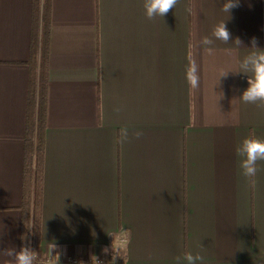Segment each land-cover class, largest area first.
Segmentation results:
<instances>
[{"label": "crops", "instance_id": "0c3cea01", "mask_svg": "<svg viewBox=\"0 0 264 264\" xmlns=\"http://www.w3.org/2000/svg\"><path fill=\"white\" fill-rule=\"evenodd\" d=\"M224 2L178 0L149 19L145 0H50L37 258L186 264L191 252L264 264V161L253 187L235 152L245 137L264 140V105L240 98L252 38L264 49V0H239L229 16ZM35 5L0 0V264L23 240ZM223 21L228 44L212 35Z\"/></svg>", "mask_w": 264, "mask_h": 264}, {"label": "trees", "instance_id": "16d2710c", "mask_svg": "<svg viewBox=\"0 0 264 264\" xmlns=\"http://www.w3.org/2000/svg\"><path fill=\"white\" fill-rule=\"evenodd\" d=\"M41 0H36L31 34L30 90L25 130L24 192L20 209L23 214L22 247L35 250L41 245L44 204L45 147L48 117L47 75L50 59V0L43 2V22L40 21ZM45 20V22H44ZM125 258H120V264ZM36 264V263H34Z\"/></svg>", "mask_w": 264, "mask_h": 264}, {"label": "clouds", "instance_id": "9594fccd", "mask_svg": "<svg viewBox=\"0 0 264 264\" xmlns=\"http://www.w3.org/2000/svg\"><path fill=\"white\" fill-rule=\"evenodd\" d=\"M178 0H145L144 8L146 16L149 19H153L157 16L164 17L170 10L174 9L177 5ZM239 6V0H225L222 5V10L230 15L233 8ZM190 12L191 9H188ZM215 39L228 44L231 39V34L226 27L225 21L218 24L212 33ZM235 42L241 44L239 39ZM213 40L209 37L202 39V44L212 45ZM251 48L257 51L244 57L240 62V67L243 70L240 73H244L248 76V87L243 91L240 98L245 103H256L261 102L264 105V49H260L256 46V38L253 37L251 41ZM211 48L208 51L211 52ZM251 74L250 76L248 74ZM227 74V73H226ZM223 74L222 76L226 75ZM186 78L192 86L198 84V77L196 75V68L191 67L186 73ZM123 135L127 136V130H124ZM137 137L141 135L136 133ZM236 156L238 157L239 168L242 175L249 180L251 185L255 186V177L257 174V163L258 161H264V140L256 138L255 136L245 137L235 149ZM55 246L53 245V248ZM107 251V249H105ZM5 254L11 258L9 264H34L36 260L35 251L27 246L21 247L19 251L14 248L5 250ZM203 256L196 254L193 255L191 252H186L183 256V261L186 264H203ZM179 264V261H178Z\"/></svg>", "mask_w": 264, "mask_h": 264}, {"label": "built area", "instance_id": "2783aa9c", "mask_svg": "<svg viewBox=\"0 0 264 264\" xmlns=\"http://www.w3.org/2000/svg\"><path fill=\"white\" fill-rule=\"evenodd\" d=\"M36 263L37 264H107L103 260H89V261H82L75 258H68L65 261L55 263L48 258H37L36 257Z\"/></svg>", "mask_w": 264, "mask_h": 264}, {"label": "rangeland", "instance_id": "374dc122", "mask_svg": "<svg viewBox=\"0 0 264 264\" xmlns=\"http://www.w3.org/2000/svg\"><path fill=\"white\" fill-rule=\"evenodd\" d=\"M106 263V262H105ZM108 264V263H107Z\"/></svg>", "mask_w": 264, "mask_h": 264}]
</instances>
